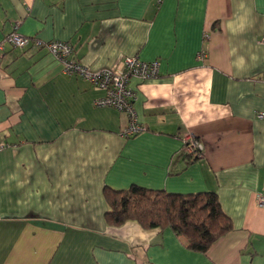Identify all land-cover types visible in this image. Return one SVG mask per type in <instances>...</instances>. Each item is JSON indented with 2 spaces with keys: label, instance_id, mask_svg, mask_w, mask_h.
I'll list each match as a JSON object with an SVG mask.
<instances>
[{
  "label": "crops",
  "instance_id": "obj_1",
  "mask_svg": "<svg viewBox=\"0 0 264 264\" xmlns=\"http://www.w3.org/2000/svg\"><path fill=\"white\" fill-rule=\"evenodd\" d=\"M11 32L68 41L93 70L157 59L130 81L145 129L123 136L102 88ZM262 37L264 0H0V264H264ZM132 183L213 190L231 229L201 252L169 227L107 224L104 187Z\"/></svg>",
  "mask_w": 264,
  "mask_h": 264
},
{
  "label": "trees",
  "instance_id": "obj_2",
  "mask_svg": "<svg viewBox=\"0 0 264 264\" xmlns=\"http://www.w3.org/2000/svg\"><path fill=\"white\" fill-rule=\"evenodd\" d=\"M187 154L201 156L197 149ZM104 198L108 205L104 212L107 224L118 226L132 220L144 228L169 227L186 247L196 251L206 252L231 229L230 218L213 190L175 192L132 183L120 189L105 186Z\"/></svg>",
  "mask_w": 264,
  "mask_h": 264
},
{
  "label": "built area",
  "instance_id": "obj_3",
  "mask_svg": "<svg viewBox=\"0 0 264 264\" xmlns=\"http://www.w3.org/2000/svg\"><path fill=\"white\" fill-rule=\"evenodd\" d=\"M6 40L19 47L29 44L44 46L55 59L62 62L63 73L79 75L93 85L102 88L104 95L96 98L94 103L98 106H111L125 113L127 122L120 130L123 136L129 137L145 129V126L136 117L133 105L135 91L131 87L130 81L132 78L145 80L158 76L159 61L157 59L142 60L137 55H128L123 57L118 66H108L93 70L70 58L72 47L68 41L59 39L43 41L17 32L8 34ZM262 41H264V37H262ZM201 55H203V52H198L197 56ZM257 116L263 117L264 111L257 112ZM184 148L187 152H193L197 149V154L202 155V143L193 135L185 136ZM255 199L258 205L264 207V192H257Z\"/></svg>",
  "mask_w": 264,
  "mask_h": 264
}]
</instances>
